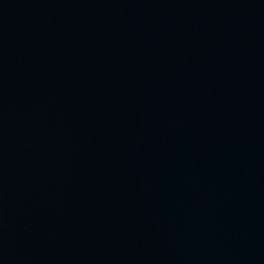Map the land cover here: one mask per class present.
Instances as JSON below:
<instances>
[{
	"label": "water",
	"instance_id": "1",
	"mask_svg": "<svg viewBox=\"0 0 264 264\" xmlns=\"http://www.w3.org/2000/svg\"><path fill=\"white\" fill-rule=\"evenodd\" d=\"M0 264H264V0H0Z\"/></svg>",
	"mask_w": 264,
	"mask_h": 264
}]
</instances>
